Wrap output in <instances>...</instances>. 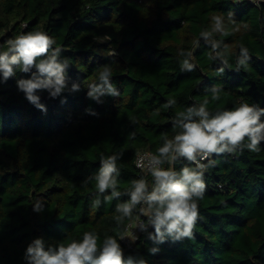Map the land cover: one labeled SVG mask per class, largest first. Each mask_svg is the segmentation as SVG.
<instances>
[{"label": "trees", "instance_id": "1", "mask_svg": "<svg viewBox=\"0 0 264 264\" xmlns=\"http://www.w3.org/2000/svg\"><path fill=\"white\" fill-rule=\"evenodd\" d=\"M229 12L248 29L213 38L229 45L231 69L241 44L251 60L239 72L225 69L220 75V61L209 59L212 50L199 33L210 27L212 15ZM34 30L56 40L53 47L63 49L61 58L69 64V87L76 82L81 90L57 99L39 91L43 113L17 90L16 80L28 74L17 70L0 83V264H24L25 249L37 237L56 245L82 239L85 231L96 232L100 243L115 236L119 201L92 207L94 181L83 182L98 170L101 155L123 153L119 188L130 187L146 175L135 165L137 153L156 154L161 134L175 135L176 112L206 97L211 101V86L224 91L209 111L242 100L264 107V0H0V51L9 38ZM198 39L196 70L182 72L178 50H191ZM113 49L117 55L109 56ZM105 64L112 66L120 96L98 104L86 93ZM169 98L177 104L164 109ZM261 149L212 157L217 163L205 173L194 239H168L150 255L152 242L139 232L130 247L119 241L125 255L139 254L148 264H264V142ZM146 178L151 185V176ZM37 199L44 204L39 213L33 211Z\"/></svg>", "mask_w": 264, "mask_h": 264}, {"label": "clouds", "instance_id": "2", "mask_svg": "<svg viewBox=\"0 0 264 264\" xmlns=\"http://www.w3.org/2000/svg\"><path fill=\"white\" fill-rule=\"evenodd\" d=\"M233 2L242 3L243 0ZM250 2L255 3L256 0ZM248 27L247 23L237 22L234 14L229 12L226 17L223 14L212 15L210 27L200 31V39L212 50L209 59L220 61L217 69L220 75L224 74L225 69L239 72L248 65L251 56L248 48L241 44L235 60L236 67L231 69L229 45L214 39V34L226 37ZM200 39L195 41L191 50H178V56L183 57L180 60L182 72L196 70L194 52L200 46ZM5 43L6 50L0 51V83L16 77L17 70L28 74L27 78L16 80L17 90L41 112L46 113L47 108L41 103V97L37 94L39 91H46L49 98L57 99L65 92L81 90L76 82L69 87V64L61 58L63 49L53 47L56 40L46 31L22 32ZM108 55L116 56V50H111ZM112 74V66L103 65L98 82L88 85L87 98L101 104L103 97H119L120 91L112 80ZM208 91L211 101L206 97L202 102L176 112L172 118L175 135L169 138L167 133L161 134L163 142L156 154L137 153V167L146 175L131 180L130 187L123 191L119 188L121 171L117 161L122 159L123 153L101 155L100 167L83 182L94 181L96 192L92 207L99 208L102 202L119 201L115 206L117 215L113 217L115 236L106 235L100 243L96 232L85 231L82 239H71L56 245L46 244L43 237H37L25 249L24 264H148V260L139 254L126 256L119 241L128 239L135 243L140 238L137 231L145 233L146 239L153 245L148 248V253L156 255L160 251L159 245L168 239L173 242L194 239V230L200 219L198 201L204 199L207 189L205 173L217 163L212 157L242 153L245 149L259 153L264 142V107L242 100L232 108L209 111L210 102L220 101L224 89L220 85H213ZM61 103H66V98ZM176 104L175 98H169L162 107L170 109ZM85 112L98 115L91 108L85 109ZM156 114H159V109ZM131 135L135 138L134 132ZM181 160L188 163L177 170L175 165ZM147 175L152 178L151 185ZM125 196L128 199L121 201V197ZM43 209L44 204L37 199L33 211L39 213ZM150 227L153 231H149Z\"/></svg>", "mask_w": 264, "mask_h": 264}, {"label": "built area", "instance_id": "3", "mask_svg": "<svg viewBox=\"0 0 264 264\" xmlns=\"http://www.w3.org/2000/svg\"><path fill=\"white\" fill-rule=\"evenodd\" d=\"M256 1H258V0H256ZM145 152H150V151H141V152H139L140 154H143V153H145ZM152 153V152H151ZM152 154H154V153H152ZM135 165H136V167H137V155H136V157H135ZM138 169H140L141 171H142V169L141 168H139V167H137ZM143 173H145L144 171H142ZM146 174V173H145ZM133 230H134V226H133ZM131 231V230H130ZM138 231H137V235H138ZM122 242H123V244L126 246V247H130L131 246V244H132V242H130L128 239H125V240H122Z\"/></svg>", "mask_w": 264, "mask_h": 264}]
</instances>
